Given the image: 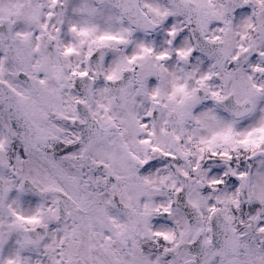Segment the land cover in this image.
<instances>
[{
    "label": "snow or ice",
    "instance_id": "snow-or-ice-1",
    "mask_svg": "<svg viewBox=\"0 0 264 264\" xmlns=\"http://www.w3.org/2000/svg\"><path fill=\"white\" fill-rule=\"evenodd\" d=\"M0 264H264V0H0Z\"/></svg>",
    "mask_w": 264,
    "mask_h": 264
}]
</instances>
